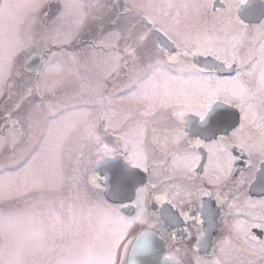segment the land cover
I'll list each match as a JSON object with an SVG mask.
<instances>
[{
  "label": "snow or ice",
  "instance_id": "6c2138e0",
  "mask_svg": "<svg viewBox=\"0 0 264 264\" xmlns=\"http://www.w3.org/2000/svg\"><path fill=\"white\" fill-rule=\"evenodd\" d=\"M0 122V264H264V0H0Z\"/></svg>",
  "mask_w": 264,
  "mask_h": 264
},
{
  "label": "flooded vegetation",
  "instance_id": "af4514ba",
  "mask_svg": "<svg viewBox=\"0 0 264 264\" xmlns=\"http://www.w3.org/2000/svg\"><path fill=\"white\" fill-rule=\"evenodd\" d=\"M237 167H240V164H237ZM253 198L254 199H259L260 197L258 195L253 194ZM217 231H219V229H217ZM258 231V230H256ZM259 238H264V233H261ZM180 239V237H177V241ZM170 243H176L175 241H170V242H166V243H162L161 244V250H162V254L166 255L168 252V248H169V244ZM209 251H211V249H209ZM204 253H201V255H203ZM163 255L161 256V258L163 259Z\"/></svg>",
  "mask_w": 264,
  "mask_h": 264
},
{
  "label": "rangeland",
  "instance_id": "374dc122",
  "mask_svg": "<svg viewBox=\"0 0 264 264\" xmlns=\"http://www.w3.org/2000/svg\"><path fill=\"white\" fill-rule=\"evenodd\" d=\"M0 123H2V122H0Z\"/></svg>",
  "mask_w": 264,
  "mask_h": 264
},
{
  "label": "water",
  "instance_id": "95a60500",
  "mask_svg": "<svg viewBox=\"0 0 264 264\" xmlns=\"http://www.w3.org/2000/svg\"><path fill=\"white\" fill-rule=\"evenodd\" d=\"M162 259V258H161Z\"/></svg>",
  "mask_w": 264,
  "mask_h": 264
}]
</instances>
